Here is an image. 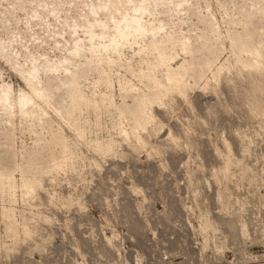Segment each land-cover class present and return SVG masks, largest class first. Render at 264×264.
Here are the masks:
<instances>
[{"label":"rangeland","instance_id":"obj_1","mask_svg":"<svg viewBox=\"0 0 264 264\" xmlns=\"http://www.w3.org/2000/svg\"><path fill=\"white\" fill-rule=\"evenodd\" d=\"M169 1L182 91L147 37L90 62L109 0H0V264H264V0ZM33 66L58 113L21 117Z\"/></svg>","mask_w":264,"mask_h":264},{"label":"bare ground","instance_id":"obj_2","mask_svg":"<svg viewBox=\"0 0 264 264\" xmlns=\"http://www.w3.org/2000/svg\"><path fill=\"white\" fill-rule=\"evenodd\" d=\"M163 1L164 0H140L138 3H134V1L128 0L125 2L124 6L122 4L123 8H120L118 6V2L109 0L108 3L103 2L99 4L97 8L92 7L91 14L93 16H96L98 14L97 9H100L101 11L107 13L106 17L108 19L105 23L98 19L94 20L96 25L99 27L100 32H94V25L92 24H90L89 29L87 30L89 41L88 49L93 57L90 62L99 61L111 66L114 63L113 58L120 54L121 50L127 46L133 48L134 50L137 47L138 53H146V49L141 45V43L144 41V38L147 37L150 39L152 52L156 53L157 62L150 69L148 68L147 72L142 73L141 77L153 82L158 88L163 87L162 85L157 84L152 73L156 67L165 65L167 84L172 88L174 87L179 91H182L186 85V69H184V72L173 71L171 66L168 64V61H170L172 57H168L165 53V48L169 45L172 36L163 31V25L155 26L150 22V18H148L155 13L154 10L150 9V5L153 7L157 3ZM185 1L186 0H178L175 2L174 7L176 12L180 11L181 8L177 9V7L181 6ZM163 3L168 4L170 1L165 0ZM80 49L81 48L79 46L75 45L73 50L70 51V54L73 55V57L76 55L78 56ZM183 51L185 53L187 52L185 47L183 48ZM65 63L67 64V62ZM13 69L17 73L21 74V81L24 82L29 89V93L20 94L17 97V106L19 108V112L21 113V117H29L36 111V107L41 104H43L44 107L42 110L43 113L45 112V107H49L54 113H58V110L51 104V97L45 94L43 90L39 89L40 81L37 70L34 66L27 70V75H23L17 68ZM67 69L69 68L65 67L62 70ZM109 70H107V72ZM159 93L160 91H155L153 93L155 99L159 98ZM11 95L9 87L7 85H2L0 89V110H3L8 117L13 115L15 109V100L13 101ZM43 113L41 115H43ZM101 148L102 147L98 145V149ZM24 185L27 186L26 184ZM30 186L32 187V185Z\"/></svg>","mask_w":264,"mask_h":264}]
</instances>
